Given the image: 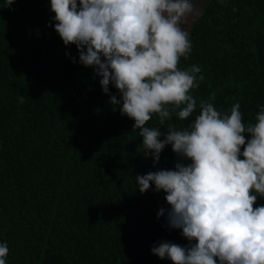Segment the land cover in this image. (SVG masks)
<instances>
[{
	"label": "trees",
	"instance_id": "trees-1",
	"mask_svg": "<svg viewBox=\"0 0 264 264\" xmlns=\"http://www.w3.org/2000/svg\"><path fill=\"white\" fill-rule=\"evenodd\" d=\"M50 7V0H14L10 8L0 0L6 264H173L152 247L189 241L167 226V213L158 218L169 208L166 193L152 185L142 194L135 177L174 169L178 157L166 146L153 166L134 121L110 103L118 90L110 84L105 94L77 47L65 46ZM188 34L192 49L179 67L201 68L197 102L209 100L223 113L239 103L243 122L254 123L264 107V0H209ZM197 114L185 121L173 115L163 126L153 116L147 126L183 129Z\"/></svg>",
	"mask_w": 264,
	"mask_h": 264
},
{
	"label": "clouds",
	"instance_id": "clouds-1",
	"mask_svg": "<svg viewBox=\"0 0 264 264\" xmlns=\"http://www.w3.org/2000/svg\"><path fill=\"white\" fill-rule=\"evenodd\" d=\"M13 3L7 0V7ZM50 5L65 46L77 47L79 62L95 70L105 94L110 84L118 90L120 98L111 95L110 103L134 121L132 132L142 137L140 146L153 166L166 146L178 157L174 169L135 177L142 194L152 185L166 193L169 208H161L158 218L167 213V226L181 229L189 241L185 246L161 241L152 253L173 264H264V205L254 207L258 196L264 198V107L246 124L239 103L223 113L192 95L204 80L201 68L179 67L192 49L181 26L193 11L190 0H50ZM197 110L183 129L147 126L153 116L163 126L173 115L185 121ZM8 254L7 242L0 243V264Z\"/></svg>",
	"mask_w": 264,
	"mask_h": 264
},
{
	"label": "rangeland",
	"instance_id": "rangeland-1",
	"mask_svg": "<svg viewBox=\"0 0 264 264\" xmlns=\"http://www.w3.org/2000/svg\"><path fill=\"white\" fill-rule=\"evenodd\" d=\"M209 0H190L193 5V11L187 15V17L182 21L183 30L189 32L191 26L195 22L196 18L202 12L203 8Z\"/></svg>",
	"mask_w": 264,
	"mask_h": 264
}]
</instances>
